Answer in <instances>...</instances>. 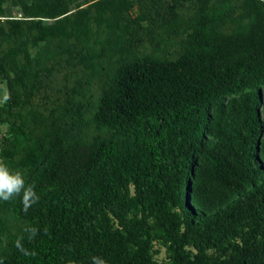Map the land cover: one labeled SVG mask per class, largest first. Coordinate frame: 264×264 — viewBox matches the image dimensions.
<instances>
[{"label": "trees", "instance_id": "obj_1", "mask_svg": "<svg viewBox=\"0 0 264 264\" xmlns=\"http://www.w3.org/2000/svg\"><path fill=\"white\" fill-rule=\"evenodd\" d=\"M8 4L0 161L40 199L0 200V264H264V0ZM64 52L97 95L16 121Z\"/></svg>", "mask_w": 264, "mask_h": 264}, {"label": "rangeland", "instance_id": "obj_2", "mask_svg": "<svg viewBox=\"0 0 264 264\" xmlns=\"http://www.w3.org/2000/svg\"><path fill=\"white\" fill-rule=\"evenodd\" d=\"M77 1L80 2V0ZM179 10L187 13L188 6L183 3ZM3 14V16H0V25H4L5 18L19 17L21 15L15 7L9 4L5 6ZM9 44V42L0 37V58L4 56V52ZM26 45L30 52H34L39 46V43L27 41ZM70 56L69 53L64 52L56 54L45 62L48 69L40 72L43 85L35 90L29 103L18 109V113L15 115L16 121L24 118L27 110H31L35 114L47 116L54 111V107L58 102H63L70 98L79 99L83 94H85L84 99L86 100L97 95L100 83L104 80L105 75L102 73L86 85L84 81V69L78 64L75 58H71ZM6 91L5 80H2L0 81V101L3 100ZM2 104L0 103V106ZM3 133L4 130L0 126V136ZM152 249L157 250L153 255L157 261L165 260L164 248L158 242H153Z\"/></svg>", "mask_w": 264, "mask_h": 264}, {"label": "clouds", "instance_id": "obj_3", "mask_svg": "<svg viewBox=\"0 0 264 264\" xmlns=\"http://www.w3.org/2000/svg\"><path fill=\"white\" fill-rule=\"evenodd\" d=\"M10 98V95L5 92L0 103H6ZM17 196L21 197L23 211L25 212L38 203L40 199L35 191V186L32 184L26 185L24 174L21 171H13L4 161H0V200L9 201ZM36 231L35 228L30 229L31 235L34 236ZM93 264H106V262L102 258L93 257Z\"/></svg>", "mask_w": 264, "mask_h": 264}]
</instances>
